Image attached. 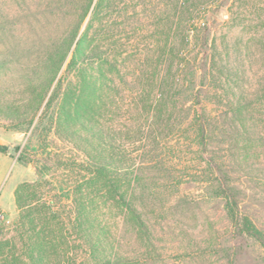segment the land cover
I'll return each mask as SVG.
<instances>
[{
    "label": "trees",
    "instance_id": "1",
    "mask_svg": "<svg viewBox=\"0 0 264 264\" xmlns=\"http://www.w3.org/2000/svg\"><path fill=\"white\" fill-rule=\"evenodd\" d=\"M111 1L85 0L73 11L68 42L49 48L47 88L55 82L50 95L29 92V103L41 109L38 124L50 111L54 136L70 145L68 158L46 154L54 157V166L34 165L38 175L52 168L77 175L71 180L70 212L64 216L55 211L53 200L38 196L36 183L18 185L14 200L19 220L12 228L14 236L0 243V256L24 257L23 264L148 262L149 216L163 214L167 184L162 180L171 172L161 151L178 141L177 147L207 155L199 172L201 183L222 202L236 235L261 241L240 211L231 170L246 161L250 149L264 145L260 124L250 119L264 110L240 97L229 101L214 58L191 55V49L204 53L210 45L205 39L192 40L209 29L199 18L188 20L179 38L148 46L144 56L122 57L111 28L101 24L90 32ZM67 56L65 70L57 76ZM259 97L264 98V89ZM17 115L21 122L27 120L25 112ZM38 141L33 154L23 148L18 161L39 162L35 151L44 143L41 137ZM6 152L0 144V153Z\"/></svg>",
    "mask_w": 264,
    "mask_h": 264
},
{
    "label": "rangeland",
    "instance_id": "2",
    "mask_svg": "<svg viewBox=\"0 0 264 264\" xmlns=\"http://www.w3.org/2000/svg\"><path fill=\"white\" fill-rule=\"evenodd\" d=\"M84 3L0 0V144L7 147L6 153H0V243L14 236L12 228L19 220L14 191L20 184L36 183L38 196L53 200L55 211L64 216L70 212L71 180L77 175L66 168H52L38 175L34 168L36 163L54 166L55 159L48 157V152L68 158L72 154L70 145L54 136L50 111L38 124L41 109L29 103V92L45 90L50 95L55 82L47 88L49 48L57 42H68L75 20L73 11ZM192 17L209 26L203 34L193 35L192 40L205 39L210 45L204 53L191 49V55L199 52L214 58L215 69L224 74V86L230 91L229 101L236 102L240 97L264 110V98L259 97L264 89V0H112L103 6L97 19L100 21L93 22L90 32L101 24L109 27L122 57L144 56L153 43L167 37L179 38L180 28ZM88 21L89 16L80 32ZM170 28L175 29L174 33ZM69 57L57 76L65 70ZM19 112H25L27 120L21 122ZM250 119L260 124L264 138V113L256 112ZM38 137L44 143L41 151H35L40 161L33 162L28 156L25 158L30 163L18 161L23 148L33 154ZM176 143L161 151L171 172L162 180L167 184L163 214L149 216L151 245L146 251L150 260L132 264H264V145L250 149L246 161L231 170L240 211L256 229L261 239L258 241L239 238L225 216L222 202L211 195L208 184L202 185L199 172L207 155L198 156ZM75 247L78 249V245ZM78 256L82 258L83 252L78 250ZM25 261L24 257L0 256V264Z\"/></svg>",
    "mask_w": 264,
    "mask_h": 264
},
{
    "label": "built area",
    "instance_id": "3",
    "mask_svg": "<svg viewBox=\"0 0 264 264\" xmlns=\"http://www.w3.org/2000/svg\"><path fill=\"white\" fill-rule=\"evenodd\" d=\"M3 219H2V216L0 215V224L2 223Z\"/></svg>",
    "mask_w": 264,
    "mask_h": 264
}]
</instances>
